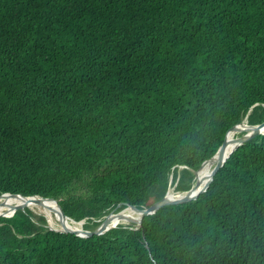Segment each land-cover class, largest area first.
<instances>
[{"label":"trees","instance_id":"1","mask_svg":"<svg viewBox=\"0 0 264 264\" xmlns=\"http://www.w3.org/2000/svg\"><path fill=\"white\" fill-rule=\"evenodd\" d=\"M251 108L263 122L264 0H0V194L93 229L190 189ZM0 264H264V134L138 229L0 216Z\"/></svg>","mask_w":264,"mask_h":264},{"label":"water","instance_id":"2","mask_svg":"<svg viewBox=\"0 0 264 264\" xmlns=\"http://www.w3.org/2000/svg\"><path fill=\"white\" fill-rule=\"evenodd\" d=\"M251 110L252 108L249 110L248 114L246 115L243 121L229 128V130L227 131L225 135L224 141L219 147V149L217 150V152L210 159L205 160L198 169L194 170L195 178H194V183L191 186V188L183 192L178 191L177 193H179V195L176 197L169 195V191H170V188H169L165 196L155 201L148 207L139 208L136 205L128 204L124 208L117 210L118 207L120 206L119 204L110 213L105 215L103 219H100L99 220L100 223L95 228L89 229V228H85L84 225L82 227H75V228L69 225L68 223L69 219L75 222H79V223L85 222V219L76 221L75 219L69 217L65 213V211L62 209L57 199H54L52 197H45V196L38 195V194L27 196V195H22V194L5 192V193L0 194V198L10 196V197L22 198L24 199V201L22 203L12 205L11 210L9 212L0 213V216L11 217L18 210H25L26 207L32 208L30 207L29 203H35L37 205L48 204V206L51 209L56 210L57 213L56 212L55 213H56L57 220L61 223V226H62L61 228L53 227L49 221L48 215L45 214L47 218L48 228L51 230L57 231V232L73 233V234H76L82 237H91L94 235H101L110 229L118 227L119 225L117 224V222L119 220H124L128 224H133L135 229H138L142 226L144 218L147 215L157 212L161 207L165 205H170V204H182V203H186L191 200L197 199L200 194L204 193L209 188L210 184L214 180L215 175L224 166L227 159L231 156V154L238 147L243 145L248 140L260 134H264V121L257 123V124L249 123L248 116ZM231 133L236 134V137L230 138L229 136ZM209 162L214 163V166L209 176L205 179H202L201 177H199V173L203 169V167ZM170 182H172V179L170 180ZM175 186L176 184L174 185V187ZM50 201H52L53 203H49ZM57 207H58V210H57ZM129 208L137 212L138 215L130 216L124 213V211Z\"/></svg>","mask_w":264,"mask_h":264},{"label":"bare ground","instance_id":"3","mask_svg":"<svg viewBox=\"0 0 264 264\" xmlns=\"http://www.w3.org/2000/svg\"><path fill=\"white\" fill-rule=\"evenodd\" d=\"M229 137L230 138L236 137V134L231 133ZM213 166H214V163H212V162L207 163L203 167V169L200 171L199 177H201L202 179L207 178L209 176ZM169 195L176 197L179 195V193L175 192V190L173 188H170ZM23 201H24V199H22V198L10 197V196L0 198V203H2V205H0V213L9 212L11 210L12 205L22 203ZM29 204H30V207H38L39 209H41V211L45 212V214L48 215L49 221L53 227H55V228H61L62 227L61 223L57 220L55 210L51 209L48 206V204H43V205H37L35 203H29ZM126 214H128L130 216H137L138 215V213L135 212L133 209H130L129 211H127ZM116 221H115V223H116ZM68 223L73 228L82 227L80 225L81 222L79 223V222H73V221L68 220ZM117 224L120 225V224H128V223H126L124 220H119L117 222Z\"/></svg>","mask_w":264,"mask_h":264},{"label":"rangeland","instance_id":"4","mask_svg":"<svg viewBox=\"0 0 264 264\" xmlns=\"http://www.w3.org/2000/svg\"><path fill=\"white\" fill-rule=\"evenodd\" d=\"M170 188H173L175 190V192H178V191H176L174 186L171 185ZM0 205H2V203H0ZM31 209L37 214H44L45 215V212L41 211V209H39L38 207H32Z\"/></svg>","mask_w":264,"mask_h":264}]
</instances>
